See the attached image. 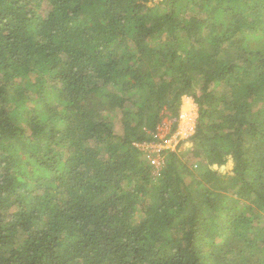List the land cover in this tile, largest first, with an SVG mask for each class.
Instances as JSON below:
<instances>
[{
	"label": "trees",
	"instance_id": "obj_1",
	"mask_svg": "<svg viewBox=\"0 0 264 264\" xmlns=\"http://www.w3.org/2000/svg\"><path fill=\"white\" fill-rule=\"evenodd\" d=\"M148 1L0 0V264H264V0Z\"/></svg>",
	"mask_w": 264,
	"mask_h": 264
},
{
	"label": "rangeland",
	"instance_id": "obj_2",
	"mask_svg": "<svg viewBox=\"0 0 264 264\" xmlns=\"http://www.w3.org/2000/svg\"><path fill=\"white\" fill-rule=\"evenodd\" d=\"M159 1L160 0H149L147 4L149 7L153 8V7H155V4H157ZM196 117H197L196 105L193 103V101L190 98L183 97L182 102H181V107L179 109V118L177 120L176 132H174L168 139H165V135L167 134L168 129H169L170 124H171V122L165 118L162 121L163 124L157 128L158 139L164 140V141L165 140H170V141L172 140L173 145L175 144L174 141H176V145H177V140L179 138L185 139L192 134L193 125H194V121H195ZM168 142H166V143H168ZM172 144H167V145H165L164 148L169 149V151H173L175 149L174 147H176V146L173 147ZM186 145H188V144L185 143V146ZM151 146H154V143L148 144V150H150V152H152ZM146 159H147V157H146ZM227 167H230V162L227 163Z\"/></svg>",
	"mask_w": 264,
	"mask_h": 264
},
{
	"label": "built area",
	"instance_id": "obj_3",
	"mask_svg": "<svg viewBox=\"0 0 264 264\" xmlns=\"http://www.w3.org/2000/svg\"><path fill=\"white\" fill-rule=\"evenodd\" d=\"M166 142H168V143H166ZM174 142H175V144L173 145L172 144V140L171 141L170 140H165L162 143L156 144V145H154V146L151 147V149H152V152L151 153H154V155H149L147 157V159L150 162V164L153 167H155L157 170H160L163 167L162 166L163 165V162H162V160L160 158L159 152L162 151V150H164L165 149L164 147L167 144H172L173 147L176 146V141H174ZM141 148L143 150H148V146H145V145H142ZM165 150L169 151V149H165Z\"/></svg>",
	"mask_w": 264,
	"mask_h": 264
},
{
	"label": "clouds",
	"instance_id": "obj_4",
	"mask_svg": "<svg viewBox=\"0 0 264 264\" xmlns=\"http://www.w3.org/2000/svg\"><path fill=\"white\" fill-rule=\"evenodd\" d=\"M149 144H150V143H149ZM143 145L148 146V144H143ZM154 145H155V144H154ZM151 147H152V146H151ZM145 151H146V150H145ZM148 151L150 152V150H148ZM150 155H154V153H151V152H150ZM148 156H149V155H148ZM148 156H147V157H148Z\"/></svg>",
	"mask_w": 264,
	"mask_h": 264
},
{
	"label": "water",
	"instance_id": "obj_5",
	"mask_svg": "<svg viewBox=\"0 0 264 264\" xmlns=\"http://www.w3.org/2000/svg\"><path fill=\"white\" fill-rule=\"evenodd\" d=\"M223 168H224L223 166L220 167L221 170H222Z\"/></svg>",
	"mask_w": 264,
	"mask_h": 264
},
{
	"label": "bare ground",
	"instance_id": "obj_6",
	"mask_svg": "<svg viewBox=\"0 0 264 264\" xmlns=\"http://www.w3.org/2000/svg\"><path fill=\"white\" fill-rule=\"evenodd\" d=\"M182 115V114H181ZM183 118V117H182Z\"/></svg>",
	"mask_w": 264,
	"mask_h": 264
},
{
	"label": "crops",
	"instance_id": "obj_7",
	"mask_svg": "<svg viewBox=\"0 0 264 264\" xmlns=\"http://www.w3.org/2000/svg\"><path fill=\"white\" fill-rule=\"evenodd\" d=\"M187 106V105H186Z\"/></svg>",
	"mask_w": 264,
	"mask_h": 264
}]
</instances>
